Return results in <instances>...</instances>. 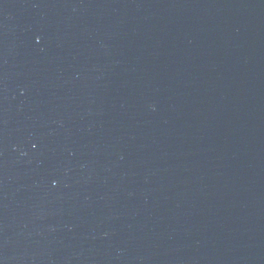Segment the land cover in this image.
<instances>
[{
  "label": "water",
  "instance_id": "1",
  "mask_svg": "<svg viewBox=\"0 0 264 264\" xmlns=\"http://www.w3.org/2000/svg\"><path fill=\"white\" fill-rule=\"evenodd\" d=\"M0 264H264V0H0Z\"/></svg>",
  "mask_w": 264,
  "mask_h": 264
}]
</instances>
